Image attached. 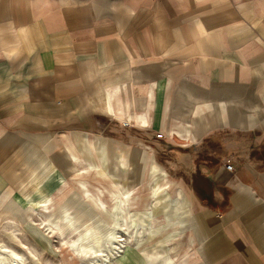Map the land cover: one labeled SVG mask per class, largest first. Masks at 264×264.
<instances>
[{
    "label": "crops",
    "instance_id": "1",
    "mask_svg": "<svg viewBox=\"0 0 264 264\" xmlns=\"http://www.w3.org/2000/svg\"><path fill=\"white\" fill-rule=\"evenodd\" d=\"M151 164L182 214L156 229ZM122 188L140 238L109 264H264V0H0V234L59 251L39 223Z\"/></svg>",
    "mask_w": 264,
    "mask_h": 264
},
{
    "label": "rangeland",
    "instance_id": "2",
    "mask_svg": "<svg viewBox=\"0 0 264 264\" xmlns=\"http://www.w3.org/2000/svg\"><path fill=\"white\" fill-rule=\"evenodd\" d=\"M239 139H241V138H239ZM240 142H241V140H240ZM207 147H209V151H210V149H211L210 145ZM241 150L242 149H240V151ZM157 159H158V162L161 163V161H162L161 158H157ZM166 176H167L166 171L162 170L160 167H157V174H155L157 181L161 182L162 179ZM145 177H146V180L142 182V193H143V195H142V197H139V201L137 204L138 207H142L141 208L142 210H144L145 207L150 205L149 193H150L151 180L148 179L147 174H145ZM125 190H126V188H122V192H124ZM178 193H179V190L176 192L175 196H171L169 193L168 194L171 196V198H174V197H177L179 195ZM74 198H77L76 200H78V202L72 200L70 203H65V205L63 206L61 211H59L57 213V215H55L52 218L54 226L59 228V230L56 229V231H53L54 233H51V232H49V230L47 228H43V226L39 223L40 224L39 225L40 230H42L44 233L48 234V236L58 235V236L63 238L62 246H60V245L57 246L59 251H56L55 246H53L54 245L53 244L49 248V249L53 250L52 253L49 252V249H48V251L44 252L43 249L41 248V246L36 243L37 241L35 240L34 236L30 232L20 231L21 236H19V238L21 239V241H23V244L27 248H29L30 251H33L38 256H39V254L37 252H39L41 254L43 260H41V259L40 260H41L42 264H83V263H85L86 260H84L83 258L82 259H80V257H78L79 259L77 257H76L77 259L74 258L75 255H77L76 249L77 250L80 249L83 253H89L90 251H95V252L103 251L105 254L111 253L112 252L111 251V244L114 241L113 236L115 233H119L125 239H128L129 242L134 241V238H133V234L135 231L134 230V219H133V217H129V215H127V212L122 211V214H121L122 217L124 218V221H125L124 222L125 223L124 228H126V230L124 231V233H125L124 234L123 231L118 230L120 228H116L115 225L114 226H108L107 224H105L94 213V212H100L101 211V210L100 211L97 210V209H99L97 206L91 207L94 210V212H93V210H91L84 202L81 201V199H83L87 203H90L89 200H87L88 198L86 199V197H83L82 195L81 196H75ZM114 199H115V197H113V200ZM150 199H151V197H150ZM177 204H178V200H171L168 195L163 194L158 198V200L155 203V207H156L155 210L156 211H154V214L155 215H163L165 217V220L169 224H174L177 221L181 220V217H182V214L177 212V210H178ZM67 207H69V208L66 209ZM31 209H33V208H31ZM35 211L36 210H34V211L32 210V212L36 216L37 212H35ZM72 211L74 212V215L69 216V213ZM67 213H68V215H67ZM115 214L116 213L114 212L112 215L109 214V216L113 217V216H115ZM135 219L138 221H142L144 226L146 225V224H144L145 221L148 222V219L144 218L142 216V214H136ZM127 220L130 222L127 223ZM70 221H72V224L69 223ZM155 221L156 222L162 221L161 216H158ZM131 222H133V224ZM154 226H155V224H154ZM152 228H154V227H152ZM11 229H17V228H11ZM146 232H149V231L147 230ZM146 232L144 230V234H143L144 236L147 235ZM162 235H163V233H159L156 238H158ZM153 236H155V235H153ZM69 238L72 239V242H74L73 239L75 238V243L71 244V248L70 247H64V246H66L64 239L69 240ZM139 238L140 237H138V239ZM172 241H173V239H171V240L169 239L166 242L170 244ZM0 243L6 245L8 247H12L18 251H21V249L16 245L14 240L10 237V235L7 232L5 234H0ZM151 245L152 244H147V245H145V247L149 248V247H151ZM71 249L73 250V254H74L73 256L74 257H71V255L69 254ZM171 251H172V249L168 245L167 249H166V253L170 254ZM22 252H24L23 249H22ZM118 254H120V253H118ZM109 255H110V261H112L113 255H111V254H109ZM28 256H29V251H28L27 257ZM116 259H118V258L114 259V263L117 262ZM27 262H28V264H36L30 258H27ZM137 264H143V260L140 259Z\"/></svg>",
    "mask_w": 264,
    "mask_h": 264
},
{
    "label": "bare ground",
    "instance_id": "3",
    "mask_svg": "<svg viewBox=\"0 0 264 264\" xmlns=\"http://www.w3.org/2000/svg\"><path fill=\"white\" fill-rule=\"evenodd\" d=\"M132 118H129L128 120H131ZM130 122V121H129ZM84 168V167H83ZM86 168V167H85ZM94 169V168H93ZM153 167L152 164L150 165V176L152 177V181L153 184L151 186V202L150 204L152 205V202L154 204V201H156V198H158L160 195L164 194V193H168L166 190L168 189V185L167 183H162L166 180L167 176L164 177L162 179V181L160 182V184H158L157 186L155 185V181H154V175H153ZM130 197V190L128 188H126V190L124 192H121V194L119 195L117 192V195L115 196V199L112 201V206L108 209H105V211H103V202L101 201V199L97 198L96 203L98 207H100L99 211L100 212H94V210L91 208L93 207L92 204H94L92 201V203H87L85 200L81 199L82 202H84L91 210H93V212L108 226H116V228H120L118 230H122L123 233L126 230V228H124V218L122 217V211L127 212V215H129V217H133L134 218V213L136 212H130L128 211V209L125 207L128 203ZM79 199V198H78ZM173 200V199H172ZM74 203V202H73ZM72 203V204H73ZM49 202L45 201L43 202L42 205L37 206L38 207H42V206H46L48 205ZM33 208V207H32ZM65 208V207H64ZM69 207H67L66 209H68ZM152 209V207H151ZM33 211L35 210L34 208L32 209ZM63 211V210H62ZM147 211V212H146ZM116 213L115 216L111 217L109 216L112 215L113 213ZM146 213V216L150 219V229H156L158 227L161 226V223L165 220L163 216H161L162 218V222L156 224V219L158 216H153L152 215V211L150 212L149 209L144 211ZM54 213H50L45 222H41L40 224L43 226V228H47L49 230V232L54 233L53 231H56L55 228L51 227L49 225V219L50 217L53 215ZM36 216H38V213L36 214ZM115 217V218H114ZM52 219V218H51ZM130 221L127 220V223H129ZM133 224V222H131ZM154 224H156L157 226H154ZM163 225V224H162ZM154 227V228H152ZM147 230H145L146 232ZM10 237L14 240V242L16 243V245L21 249V251H18L12 247H8L4 244L0 243V264H28L27 262V258H30L32 261H34L36 264H42L39 256L34 253L33 251H30L29 248H27L24 244L23 241H21V239L19 238V236H21V232L18 229H9V232H7ZM144 233V231H143ZM147 233V232H146ZM125 234V233H124ZM135 236L140 237L139 232H135L133 234V238H135ZM113 243L111 244V253L105 254L103 251H99V252H95V251H90L89 253H83L80 249L77 250V255H75L77 258L80 257V259H84L86 260L85 263L83 264H109L110 261V255H113L112 258H117L121 253V248L122 245L127 244L129 242L128 239H125L123 236H121L119 233H115L113 236ZM171 240V239H170ZM71 241L72 239L69 240H65V245L67 247L71 246ZM22 249L24 252H22ZM28 249V250H27ZM29 251V256L27 257ZM116 251V252H115ZM79 259V258H78ZM67 263V262H66Z\"/></svg>",
    "mask_w": 264,
    "mask_h": 264
},
{
    "label": "built area",
    "instance_id": "4",
    "mask_svg": "<svg viewBox=\"0 0 264 264\" xmlns=\"http://www.w3.org/2000/svg\"><path fill=\"white\" fill-rule=\"evenodd\" d=\"M225 167H226V169L228 170V171H232V166L229 164V162H227V164L225 165Z\"/></svg>",
    "mask_w": 264,
    "mask_h": 264
}]
</instances>
